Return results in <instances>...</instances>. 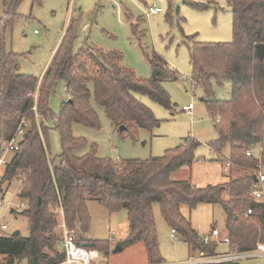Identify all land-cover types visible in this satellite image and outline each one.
I'll return each mask as SVG.
<instances>
[{"label": "trees", "instance_id": "16d2710c", "mask_svg": "<svg viewBox=\"0 0 264 264\" xmlns=\"http://www.w3.org/2000/svg\"><path fill=\"white\" fill-rule=\"evenodd\" d=\"M22 2L6 0L5 19L0 22V157L1 143L13 137L23 117L27 118L29 126L19 150L13 153L0 175V195H5L2 192L6 184L16 182L21 186L19 197L28 201V209L21 215L29 221V235L12 237L13 233L0 230V264H61L64 261L65 254L60 249L62 233L57 230L60 221L53 210L60 200L67 226L79 227L77 244L97 250L101 254L99 264L111 254L113 242L83 239L92 224L89 200L97 201L110 213L127 212L128 237L118 247L123 251L142 244L147 264L163 263L155 205H159L171 230L188 244L191 255L216 257L218 245L204 242L182 214V206L191 209L202 204L222 206L232 253L251 252L264 244V203L252 197L258 165L264 166V0H229L234 15V40L231 43L197 42L190 48L198 86L208 97L211 115L216 122L220 119L216 126L219 137L209 147L218 156L230 147L228 162L243 169L237 178L230 174L227 183L203 188H197L191 181L170 178L182 167L193 165L196 151L202 145L195 139L187 138L178 147L167 150L164 156L144 161L102 157L95 144L86 156L75 155L88 142L74 136L73 126L97 131L102 127L96 107L103 109L112 128L121 136L159 127L161 122L136 95L147 96L172 110L163 82H176L179 78L156 53L150 59L152 78L149 80L138 79L123 67L119 53L95 51L93 47L74 53L76 19L70 21L42 80L20 74L22 56L7 50L6 37L19 17L17 11ZM131 19L129 16L133 34L144 35L139 21L133 23ZM213 81L230 83V100L213 99ZM58 83L64 85L70 99L62 104L60 115L54 118L49 99ZM36 92L37 100L29 96ZM35 106L39 116L55 120L62 144L60 166H54L55 160L49 156L51 127L36 120ZM121 126L125 127L123 131L119 130ZM254 149L256 153L247 156V152ZM217 162L222 163V160L218 158ZM225 193L228 200L223 199ZM248 210L253 214L247 215ZM209 264H239V261Z\"/></svg>", "mask_w": 264, "mask_h": 264}, {"label": "rangeland", "instance_id": "374dc122", "mask_svg": "<svg viewBox=\"0 0 264 264\" xmlns=\"http://www.w3.org/2000/svg\"><path fill=\"white\" fill-rule=\"evenodd\" d=\"M154 4L162 12L150 15L149 9ZM201 6L205 8H199ZM18 13L21 18L8 30L6 48L22 56L18 68L20 74L41 80L66 35L70 21L76 19L78 32L73 44L74 53L86 47L119 53L123 58L122 66L141 80L152 78L150 59L156 53L179 78L176 82H163V88L171 99L172 110L147 96L136 95L161 122L159 127L152 131H131V134L121 136L112 128L103 109L96 107L101 120L100 130L73 126L74 136L88 142L87 146L75 152L76 156H86L91 145L95 144L102 157L116 160L118 156L123 161H144L162 157L167 150L178 147L183 140L190 138L202 145L196 151L192 167L182 173V180L187 179L185 181L202 188L224 184L230 179V174L232 178H237L243 172L238 167L226 168L229 159L225 157L229 158V149L221 154L222 163H219L218 156L209 147L219 137L216 128L218 122L210 113L204 89L194 84L197 79L190 60V48L194 43H231L234 40V15L229 0H23ZM129 16L133 23L139 21L140 31L144 35L133 34ZM213 94L214 100H230V83L213 81ZM69 97L62 83L53 88L49 103L54 118L60 115L62 104ZM190 104L194 105V109L191 114H186L183 108ZM36 120L51 127L48 135L49 156L55 160L54 166H60L62 144L60 133L55 129V120H45L41 116H36ZM250 151L256 153L255 149ZM261 170L264 172L263 165ZM3 171L4 167L0 168V175ZM4 187L6 189L2 193L5 195H0V226L8 224L7 234L19 230L21 235L28 236V219L11 210L22 201L19 197L21 186L13 182ZM87 206L92 224L90 232L83 234V239L106 241L114 238L111 254L102 260V264H147L142 244L114 253L128 237L126 211L110 213L95 200H89ZM154 210L162 264H182L188 263L191 257L200 258L198 253L191 255L188 244L180 240V236L172 238V230L163 219L159 205H155ZM181 212L203 239L209 237L218 245L217 253L230 248V245L228 248L222 243L224 237L229 238L222 206L202 204L195 209L182 206ZM245 214L242 213V216L248 218ZM213 259L205 257V262ZM203 260L200 259V262ZM239 264H264V256L246 257L239 260Z\"/></svg>", "mask_w": 264, "mask_h": 264}, {"label": "built area", "instance_id": "2783aa9c", "mask_svg": "<svg viewBox=\"0 0 264 264\" xmlns=\"http://www.w3.org/2000/svg\"><path fill=\"white\" fill-rule=\"evenodd\" d=\"M160 12H162V9L156 4H154L153 7H150L149 9L150 15H156ZM194 84L197 85L198 81L195 80ZM29 96H33L37 100L38 92L34 95L29 94ZM193 109H194V105L190 104L189 106L183 108V112H185L186 114H191ZM33 110L36 112V116L38 117L39 115L37 114V106H35ZM219 121L220 119H218V122ZM28 126L29 123L27 121V118L23 117L13 137L1 143L2 156L0 157V168L3 167L5 168L8 165L13 153L19 150L20 144L23 141ZM247 156L249 157L253 156V152L248 151ZM261 168L262 165L259 164L258 170L256 171L257 185L255 186L252 192V197L257 201L264 203V172L261 170ZM27 209H28V201L22 200L19 204H16L14 208L11 210L12 211L14 210L15 214L21 215ZM53 210L60 221L57 230H60L62 233V241L60 244V249L65 254V259L61 264H99L101 262V254L97 250H89L88 248L77 244V239H78L77 235L79 232V227L71 229L67 226L65 221V211L61 200L59 201V203L53 206ZM252 214H253L252 210L247 211V215H252ZM8 229H9L8 224H3L0 226V230L2 231L6 232L8 231ZM171 236L174 239L178 238V234L175 230H172ZM109 240L114 242L113 237H111ZM203 240L206 244L213 243V241H211L209 237H205ZM222 243L228 246L230 245V241L228 238H226ZM256 256H264V245L259 244L257 246V249L251 252H247L243 254L235 253L234 255L229 254L226 256L214 257L213 260H209L207 262H205L204 254H202L201 256L202 258L200 257L198 259H195L191 257L188 263H182V264L221 263L227 261H239L246 257H256ZM200 259L201 260L204 259L203 262H200Z\"/></svg>", "mask_w": 264, "mask_h": 264}, {"label": "crops", "instance_id": "0c3cea01", "mask_svg": "<svg viewBox=\"0 0 264 264\" xmlns=\"http://www.w3.org/2000/svg\"><path fill=\"white\" fill-rule=\"evenodd\" d=\"M22 4V3H21ZM20 7V6H19ZM19 9V8H18ZM17 13H18V11H17ZM19 14V13H18ZM21 18V16H20V14H19V17L17 18V20H19ZM16 20V21H17ZM35 33H37L36 31H35ZM52 62V61H51ZM49 67V66H48ZM43 78V77H42ZM42 78H41V80H42ZM231 97V96H230ZM209 105V104H208ZM211 149V148H210ZM227 149H229V154H230V147H228ZM226 149V150H227ZM225 150V151H226ZM224 151V152H225ZM217 155V154H216ZM218 156V155H217ZM223 156L225 157V155L223 154ZM220 157H222V155H220V156H218V158L219 159H221ZM228 157H230V155L228 156ZM117 158H119L120 159V157H118L117 156ZM218 158H217V160H218ZM225 159H229V158H227V157H225ZM56 160H58V159H56ZM121 160V159H120ZM192 167V165L191 166H185V167H182L181 169H179L178 171H176V172H174L172 175H171V180L172 181H185V180H187V179H184V180H182L181 178V175H182V173H184V171H186L187 169H190ZM230 167H231V165H230V163L228 162V164L226 165V168L229 170L230 169ZM229 181V180H228ZM225 183H227V182H225ZM220 184H222V183H220ZM194 186H196V185H194ZM197 188H200V187H198V186H196ZM203 188V187H202ZM223 198H224V200H228L229 199V197L227 196V193H225L224 194V196H223ZM226 198V199H225ZM211 235H212V233H211ZM213 237H215V235L213 236ZM220 237H224V236H220ZM220 237H218L219 239H220ZM217 238V237H216ZM226 239V237H224V240ZM181 240V239H180ZM211 241H212V239H211ZM227 246V245H226ZM228 248H229V246H228ZM229 254H232V255H234L235 253H232V252H230V248L227 250V251H224V252H222V253H218V256H216V257H219V256H226V255H229ZM202 256V254H200V257ZM197 259V258H196Z\"/></svg>", "mask_w": 264, "mask_h": 264}, {"label": "water", "instance_id": "95a60500", "mask_svg": "<svg viewBox=\"0 0 264 264\" xmlns=\"http://www.w3.org/2000/svg\"><path fill=\"white\" fill-rule=\"evenodd\" d=\"M6 0H0V22L3 21L5 19V15H6ZM69 102H71V100H69ZM125 129L124 126H121L119 128L120 131H123ZM255 182L257 183V179H255ZM41 203V199L39 201ZM21 235V232L19 230L15 231L13 234H12V237H18ZM119 252H122V248L121 247H117L115 250H114V253H119Z\"/></svg>", "mask_w": 264, "mask_h": 264}]
</instances>
